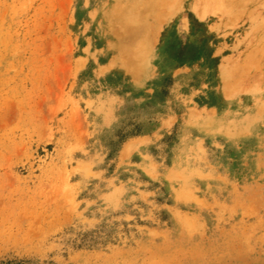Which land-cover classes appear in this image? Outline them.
<instances>
[{"label":"rangeland","instance_id":"obj_1","mask_svg":"<svg viewBox=\"0 0 264 264\" xmlns=\"http://www.w3.org/2000/svg\"><path fill=\"white\" fill-rule=\"evenodd\" d=\"M264 264V0H0V264Z\"/></svg>","mask_w":264,"mask_h":264},{"label":"trees","instance_id":"obj_2","mask_svg":"<svg viewBox=\"0 0 264 264\" xmlns=\"http://www.w3.org/2000/svg\"><path fill=\"white\" fill-rule=\"evenodd\" d=\"M5 264H11V263H5ZM16 264H19V263H16Z\"/></svg>","mask_w":264,"mask_h":264}]
</instances>
